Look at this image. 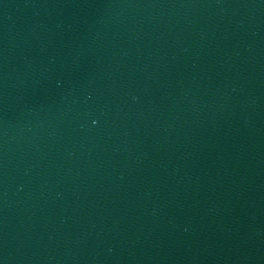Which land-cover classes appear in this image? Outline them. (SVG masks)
<instances>
[{"label": "water", "instance_id": "obj_1", "mask_svg": "<svg viewBox=\"0 0 264 264\" xmlns=\"http://www.w3.org/2000/svg\"><path fill=\"white\" fill-rule=\"evenodd\" d=\"M0 264H264V0H0Z\"/></svg>", "mask_w": 264, "mask_h": 264}]
</instances>
